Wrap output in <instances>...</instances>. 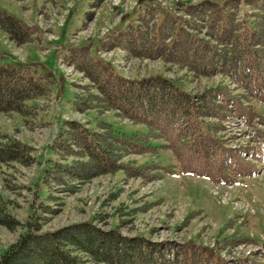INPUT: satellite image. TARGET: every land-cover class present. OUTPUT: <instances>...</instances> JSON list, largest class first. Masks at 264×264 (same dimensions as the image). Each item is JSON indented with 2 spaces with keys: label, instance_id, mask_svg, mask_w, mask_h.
<instances>
[{
  "label": "rangeland",
  "instance_id": "obj_1",
  "mask_svg": "<svg viewBox=\"0 0 264 264\" xmlns=\"http://www.w3.org/2000/svg\"><path fill=\"white\" fill-rule=\"evenodd\" d=\"M249 1L0 0V12L29 29L33 37L28 43L17 44L3 32L0 22V65L10 62L29 67L48 79L51 87L49 99L31 102L38 112L36 115L33 109L26 121L18 112H0V140L2 134L20 139L34 148L37 159L31 166L0 164V195L14 218L12 228L0 223V261L26 231L29 221L38 219L43 230L93 220L104 229L119 228L126 235H147L159 242L173 240L176 244L169 257L193 251L201 253L202 258L197 257L201 264H264V103L252 102V118L230 125L227 144L234 155L243 154L252 164L249 177L237 178L230 185L181 173L167 148H160L157 155L130 156L138 164L154 161L171 167L173 173H163L159 180L148 181L119 170L76 184L71 192L63 184L48 187L42 179L47 159L55 158L51 143L66 120L89 122L90 127L105 121L128 135L148 133L145 124L121 119L113 112L77 111L75 98L87 90L91 80L69 63L72 58L66 54L70 50L89 49L106 71L124 77L163 73L176 78L184 71L158 58H136L124 49L123 43L136 26L149 33L156 23L167 20L175 28L190 31L195 21L191 11L208 6L204 4L222 6V13L233 12L239 21L248 22L254 14ZM214 12L212 8L210 13ZM207 17L199 22L204 23L203 29ZM218 78L200 77L192 85L200 92ZM230 85L234 87L232 81ZM161 143V139L152 141L158 146ZM243 151H252L251 158ZM227 160L232 161L231 157Z\"/></svg>",
  "mask_w": 264,
  "mask_h": 264
},
{
  "label": "trees",
  "instance_id": "obj_2",
  "mask_svg": "<svg viewBox=\"0 0 264 264\" xmlns=\"http://www.w3.org/2000/svg\"><path fill=\"white\" fill-rule=\"evenodd\" d=\"M247 4L254 8L248 22L239 21L233 12L222 13V6L204 4L208 6L191 11L195 21L190 31L175 28L167 20L156 23L149 33L136 26L123 43L124 49L136 58H158L183 70L176 78L163 73L124 77L106 71L89 49L70 50L66 54L72 58L69 63L91 80L85 86L87 90L75 98L77 111L94 109L100 115L113 112L121 119L145 124L148 133L128 135L115 131L105 121L90 127L89 122L66 120L51 143L55 158L47 159L43 166V183L48 187L63 184L74 192L76 184L119 170L128 176L159 180L163 173H173L171 167H161L154 161L138 164L130 156L157 155L160 148L171 151L181 173L206 176L216 183L249 177L251 161L226 147L224 125L236 114L251 119L252 102L264 103V0ZM212 8L214 14L210 13ZM205 15L209 17L203 29L204 23L199 22ZM0 22L3 32L17 44L33 39L31 31L11 16L0 12ZM214 76L219 78L212 85L202 87L200 92L194 89L192 83L200 77L210 80ZM50 91L48 79L29 67L9 62L0 65V112H18L26 121L36 106L31 102L49 99ZM35 112L37 115V109ZM2 137L0 164L31 166L37 162L32 146L6 134ZM158 139L163 140L162 146L152 144ZM161 168L165 171L160 172ZM13 219L7 201L0 195V223L12 228ZM42 228L38 219L30 220L26 231L2 254L0 263H202L201 253L193 251L169 257L176 244L173 240L159 242L147 235L130 236L119 228L104 229L93 220L52 231Z\"/></svg>",
  "mask_w": 264,
  "mask_h": 264
},
{
  "label": "built area",
  "instance_id": "obj_3",
  "mask_svg": "<svg viewBox=\"0 0 264 264\" xmlns=\"http://www.w3.org/2000/svg\"><path fill=\"white\" fill-rule=\"evenodd\" d=\"M230 125H231V123L226 126V135H225L226 139L228 138V131H230L229 129L231 127Z\"/></svg>",
  "mask_w": 264,
  "mask_h": 264
}]
</instances>
